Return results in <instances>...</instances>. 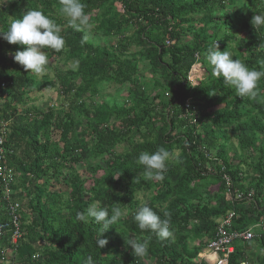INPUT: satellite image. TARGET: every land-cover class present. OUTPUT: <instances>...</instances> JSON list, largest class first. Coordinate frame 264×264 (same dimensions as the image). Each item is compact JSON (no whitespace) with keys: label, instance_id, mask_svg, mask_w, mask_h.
<instances>
[{"label":"trees","instance_id":"trees-1","mask_svg":"<svg viewBox=\"0 0 264 264\" xmlns=\"http://www.w3.org/2000/svg\"><path fill=\"white\" fill-rule=\"evenodd\" d=\"M83 2L94 31L102 37L115 38V47L93 45L85 40L84 31L67 26L58 11L59 0H10L0 6V30H6L9 17L19 18L28 9H40L58 26H67L61 30L65 47L59 52L48 49L50 57L64 56L78 61L79 66L66 73L53 68L55 78L37 84L30 71L14 64L15 60H7L8 53H15L23 45L0 41L6 45L4 50L0 44V121L9 128L3 146L6 163L16 174L9 185L11 197L24 202L16 212L21 233L16 243L11 244L10 231L0 236V264H84L88 256L95 264H144V259L152 264H206L196 261L197 254L212 238L216 221L226 212H234L232 227L237 230L264 222V78L259 82L261 92L256 99L237 96L222 77L213 74L205 75L195 85L187 79L196 56L203 66L212 69L205 53L217 39L216 32L210 31L228 29L229 22L224 17L228 12L224 9L234 0ZM248 3L253 15L260 13L258 6L264 11V0ZM241 27L245 36L239 40L240 52L235 58L264 70V27L257 29L251 21L243 22ZM128 32L132 33L126 36ZM185 36L189 41L183 40ZM232 37L225 33L223 39L217 40L219 50L228 49L224 41ZM82 40L86 42L82 44ZM131 45L141 49L140 58L123 55ZM141 60L147 61L158 79L167 81L161 88L169 93L159 89L148 94L149 85L138 74ZM7 65L12 68L7 69ZM101 80L127 83V102L121 107L103 101L86 105L85 101L99 92L97 81ZM153 84L163 86L156 79ZM36 85L39 89L59 85L61 93L70 97V105L78 101L75 107L86 119L78 131L69 114L61 116L53 108L43 113L17 110L19 104L26 103L29 88ZM187 99L191 102L188 107ZM225 127L235 128L240 146L250 148L256 155L251 165L255 181L248 186L242 185L241 164L223 158L224 143L219 142L221 133L217 129ZM55 131L59 132L57 138L53 137ZM119 143L126 149L115 154ZM161 146L171 153L180 149V162H167L163 181L142 179L138 155ZM211 148H217L215 158L210 156ZM80 165L85 174L76 172ZM221 169L231 178L232 188L253 191L252 201L225 200ZM62 186L68 189L67 199L57 189ZM211 186H216L215 192H211ZM2 189L0 180V222H7ZM144 190L150 192L147 204L162 219L170 217L174 241L170 237L161 240L151 231L139 229L134 220L141 205L136 195ZM202 194L207 196L204 202ZM94 203L109 211L114 206L125 211V216L99 238L108 241L119 229L126 240H147V254L137 256L127 241L122 243L125 249L108 242L99 248L96 237L101 226L91 218L88 222L75 219L77 211H86ZM195 239L198 246L189 249L186 241ZM252 242L259 250L264 248V242L257 238L237 242L228 264L247 260ZM8 251L14 255L10 259ZM253 255L256 264H264L263 256Z\"/></svg>","mask_w":264,"mask_h":264},{"label":"clouds","instance_id":"clouds-1","mask_svg":"<svg viewBox=\"0 0 264 264\" xmlns=\"http://www.w3.org/2000/svg\"><path fill=\"white\" fill-rule=\"evenodd\" d=\"M4 2L5 0H3ZM244 3L246 4L247 0H244ZM240 6L242 5L233 7ZM85 8L86 4L83 0H59V13L67 18L69 27L77 31L90 27V18L86 14ZM251 23L257 29L264 27V13L253 15ZM0 38L10 44L24 46L22 50L15 51L13 59L22 65L25 71L35 74H43L45 66L49 63L45 49L59 52L65 47L61 28L40 9H28L19 18L11 20L6 30H0ZM85 42V40L81 41L82 44ZM205 57L212 66V74L217 78L222 77L224 84L233 88L237 96L256 99L260 94L259 82L264 78V70L251 68L242 60L234 59V55L230 51L219 50L217 40L207 48ZM75 64H78V61ZM171 158H174L177 163L180 162L179 153L173 157V154L162 146L152 152L142 151L136 161L143 166L142 179L151 180L154 178L163 181L167 162ZM124 216L125 213L119 206H114L109 211L108 208L102 207L98 203L91 204L86 211L75 213L77 221L88 222L91 218L101 226L96 237V244L99 248L104 247L108 242L106 238H99L100 235ZM134 220L141 231H151L161 240L172 235L170 217L162 219L147 203H142L136 209ZM126 244L131 246L137 256H144L148 252L147 240L140 241L129 238ZM84 264H95L92 256H88Z\"/></svg>","mask_w":264,"mask_h":264},{"label":"rangeland","instance_id":"rangeland-1","mask_svg":"<svg viewBox=\"0 0 264 264\" xmlns=\"http://www.w3.org/2000/svg\"><path fill=\"white\" fill-rule=\"evenodd\" d=\"M8 1L10 0H5V2L3 3V0H0V6L3 7ZM226 5V4H225ZM234 5H242L240 7H233ZM260 6H258V11L260 13H264L263 10H261L259 8ZM228 12V14H226L224 17L228 20L229 24H228V29L226 30L225 28L221 27V28H214V30L210 31V34H213L214 32H216V39L217 40H221L223 39L225 33H230L232 34V38L230 40H225L224 42L227 44V48L225 49L227 51L232 52V54L234 55L233 58H235V56L237 55V53L240 52L239 49V40L241 38H243L245 36V32L243 30V28L241 27V24L243 22L246 21H251V17L253 16V10L252 8L249 6L248 0L247 3H244V0H234V3H232L231 5H227L226 9H224ZM220 11L218 10L217 13H219ZM221 13V12H220ZM224 17L222 19H224ZM64 21L67 22V18L62 17ZM14 18L9 17L7 22L10 23L11 20H13ZM218 20V19H217ZM220 20V18H219ZM69 26V25H67ZM67 26H59L61 28V30L65 29ZM94 23H90V27L84 28L82 31H84L85 33V40L88 41L89 43L93 44V45H100V46H107V47H115L116 44V39L115 38H110V37H102L101 35L97 34L94 31ZM132 32H128L126 34V36L128 34L131 35ZM133 37V35H132ZM184 41H189V37H184L183 38ZM0 41L3 42L4 39L0 38ZM1 44V47L5 50L6 45L5 44ZM13 45V44H11ZM24 46H21L19 48V50H22ZM139 49L138 47L131 45L129 47V50L124 52L123 55L126 57H139ZM45 53L46 55L49 57V63L45 66V72L43 74H35L33 72L30 71V74L32 76H34V79L37 81V84L39 82H43V80H50L54 77L55 74V69H58L60 71H62V73H66V72H71V71H75L79 68L78 64H75L76 61L71 60V59H66L64 56L61 57H56L54 55H52L50 57V52L48 49H45ZM13 55L14 53H8L7 54V60H14L13 59ZM7 61V63H8ZM14 64H19L18 62L14 61ZM200 63V62H199ZM201 64V63H200ZM7 69H11L12 67L7 65ZM55 68V69H53ZM201 72L199 75V79H197V83L198 84L201 80H203V78L205 77V75L207 74H212V69H209V67L203 66L201 64ZM138 74H140L141 76L144 77V81L146 83H148L149 87H148V94L151 95L153 93V91L155 90H163V93L167 92L169 93L167 90L162 89L165 85H167V81L165 80H161L157 78V75H154L152 73V71L148 68V63L145 60H141L139 62V68H138ZM159 80L160 83L163 86H156L153 84L154 80ZM195 81V80H194ZM193 81V82H194ZM98 84V88H99V92L97 93V95L95 96H91L89 98V100L87 99L85 101V104H93V105H97L98 103H100L101 101L107 103L109 106H116V107H121L123 104H125V102H127V91H128V84H122V85H117L115 83H113L110 80H101V81H97ZM39 85H36L35 87H31L28 90V93L26 94L27 97L25 98V104H19L17 106V110L19 112H22L24 110H29L31 113H37V112H45L48 108H53L56 112V114H60L61 116H63L65 113L69 114L70 119H74V124H73V128H75L74 130L78 131L82 124L85 123V117L84 114L79 113L77 111V108L75 107L76 105H78V101H76V103L70 105V97L69 99H67V96L63 95L61 93V90L59 88V85H56L54 88H48V87H44L42 89L38 88ZM162 87V88H161ZM174 87V86H173ZM166 93V94H167ZM70 96V95H69ZM1 105V103H0ZM81 122V123H78ZM218 133H221L220 136V143H224V147H223V158L224 160H227L229 162H232L233 164H237L240 163L241 165L239 166L243 172V181H242V185L243 186H248L249 183L254 182L255 181V173H253L252 169H251V165L254 164V162L256 161V155H254V153L251 152L250 148L247 150L245 148H242L239 144V141L235 135V128L233 127H225L224 129H217ZM58 131L53 132V137L57 138L58 137ZM217 133V135H218ZM223 134V135H222ZM259 138V135H256L255 140L257 141ZM125 144L123 143H119L116 145L115 147V154H119L125 151ZM217 148H211L210 149V156L211 158H215V153H216ZM177 153H181L180 149H174L173 150V157H175V155ZM97 161V160H96ZM96 161H90L91 164H95ZM175 161L174 158H171L169 160L170 163H173ZM98 162V161H97ZM101 164V162H100ZM85 168L78 166L76 172L78 174H85ZM100 172H98L96 174V176H99ZM85 176V175H84ZM59 187V186H58ZM57 188V187H56ZM61 194H63V199H67L68 198V189L66 186H62L61 188H57ZM211 190V192H215V190L217 189L216 186H211L209 188ZM149 196H150V192L149 191H139L136 195V198L138 200V202L140 204L142 203H147L149 200ZM206 195L202 194V201L204 202L206 200ZM22 204L24 203L23 200L20 201ZM193 202H197V200H194ZM66 212V211H65ZM125 213V211H124ZM172 232V231H171ZM119 229L117 231H115L113 233V235L110 236V238L108 239V244H110L111 246H115V245H121L122 249H125V245L122 246V243H124V241H128L126 240L123 236H121L119 234ZM130 238V237H129ZM170 239L172 241H174L176 239V235L174 232H172V235L170 236ZM187 246L189 249L195 248L198 246V240H188L186 241ZM119 247V246H118ZM120 248V247H119ZM203 252H201L202 254ZM7 258H11L13 257V253H10V251H8L7 253ZM201 254L198 252V256H197V262H199V259L201 258ZM254 253H249L248 254V262L250 264V262L252 264H256L254 262H256V258L253 256ZM253 256V257H250ZM205 260V259H203ZM195 261V260H194ZM144 264H152L153 262L149 259H144L143 260ZM8 262H6L5 264H7Z\"/></svg>","mask_w":264,"mask_h":264},{"label":"built area","instance_id":"built-area-1","mask_svg":"<svg viewBox=\"0 0 264 264\" xmlns=\"http://www.w3.org/2000/svg\"><path fill=\"white\" fill-rule=\"evenodd\" d=\"M119 10L121 12L123 11L121 5H119ZM166 44H169V41H167ZM196 58V62L191 66L187 75V79L192 85L197 83V79H199L202 70L201 64L197 61L198 57L196 56ZM1 87H3V84H1ZM190 103V99H187L185 101V106L188 107ZM8 135L9 128L7 124L0 121V180L3 187L2 198L6 202V211L9 215V220L7 222H0V236L5 231H10V242L11 244H15L21 235L19 216L16 213L21 206V200L11 197L13 190H10L9 185L11 180L15 177V172L10 169L6 163V152L3 146L4 142L7 141ZM208 170L210 169L208 168ZM220 176L226 187L224 194L226 201H252L254 196L252 190L241 192L238 189L232 188V180L224 173L223 169H221ZM234 218V212L228 211L216 221V227L212 238L199 252L200 254L203 252L199 261L205 262L206 264H228L230 255L234 252L235 243L240 242L243 244L248 241H253L255 238L264 242V222H257L246 229L237 230L232 227ZM209 255H213V258H208ZM262 256L264 258V248H262ZM238 264H249V262L247 260H242Z\"/></svg>","mask_w":264,"mask_h":264},{"label":"crops","instance_id":"crops-1","mask_svg":"<svg viewBox=\"0 0 264 264\" xmlns=\"http://www.w3.org/2000/svg\"><path fill=\"white\" fill-rule=\"evenodd\" d=\"M249 253H255L258 256L259 255L262 256V249L259 250L258 247H257V244H255L254 242H252L251 245L247 249V253H246L247 258H248V254ZM253 256H250V257H253ZM250 264H252V263L250 262Z\"/></svg>","mask_w":264,"mask_h":264},{"label":"bare ground","instance_id":"bare-ground-1","mask_svg":"<svg viewBox=\"0 0 264 264\" xmlns=\"http://www.w3.org/2000/svg\"><path fill=\"white\" fill-rule=\"evenodd\" d=\"M208 258H211L212 259L213 258V255H209Z\"/></svg>","mask_w":264,"mask_h":264}]
</instances>
